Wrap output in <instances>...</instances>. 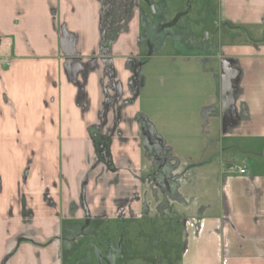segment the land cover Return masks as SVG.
<instances>
[{
  "label": "crops",
  "instance_id": "obj_1",
  "mask_svg": "<svg viewBox=\"0 0 264 264\" xmlns=\"http://www.w3.org/2000/svg\"><path fill=\"white\" fill-rule=\"evenodd\" d=\"M217 3V24L222 21L254 27L259 32L258 43H248V39L244 43L240 38L225 41L220 32L218 54L212 49L203 53L199 48L173 55L153 52L138 59L145 61L146 67L148 63L169 62L160 68L162 78L163 72L176 75L182 69L181 77L185 78L189 66H193L194 73L197 72L194 77L203 86L196 104L202 119L199 155L191 161L196 162L195 172L182 178L179 190L186 211L189 198H194L199 211L193 219L200 221V226L191 238L187 261L264 264V174L244 176L247 170L242 165L244 173H233L232 158L223 157L235 147L230 143L224 145L227 138H264V127L255 129L257 120L264 121V100L251 98L246 85L256 67L246 66L240 57L245 50L264 56V0ZM100 11L94 0H0V262L15 248L20 230H32L38 240L45 241L68 224L72 218L70 202L79 200L82 187L88 196L93 195V181L83 182L89 170L87 160L93 158L88 130L98 123L104 101L103 84L108 80L103 76L100 61L93 58L101 34ZM138 21L135 14L130 32L123 33L115 46V68L125 86L131 76L125 62L135 47ZM65 31L75 42L77 54L73 57L77 58L73 61L82 65L96 61L95 67L75 72L74 81L61 45ZM130 34L133 40L131 36L125 42V35ZM212 57L216 63L207 62L210 66H205L206 59ZM4 59L11 63L4 64ZM234 70L242 74L238 78L237 98L229 95ZM169 79L170 76L167 82ZM226 80L231 85L223 91ZM146 116L155 128L152 117L147 113ZM165 142L175 156L185 160L173 143ZM125 150L138 166L139 149L133 150L128 144ZM212 187L215 190H210ZM96 189L102 191L100 185ZM88 205L93 209L97 204ZM107 207L115 209L109 200ZM81 216L79 210L75 217ZM58 253L56 243L39 248L23 243L7 264H53V258L60 257Z\"/></svg>",
  "mask_w": 264,
  "mask_h": 264
},
{
  "label": "flooded vegetation",
  "instance_id": "obj_2",
  "mask_svg": "<svg viewBox=\"0 0 264 264\" xmlns=\"http://www.w3.org/2000/svg\"><path fill=\"white\" fill-rule=\"evenodd\" d=\"M94 1L100 5L101 34L99 45L93 51V58L100 61L103 76L108 80L103 84L104 101L98 114V123L90 125L88 130L93 158L87 160L89 170L83 182L93 181V195L88 196L82 187L79 200L70 202L69 213L72 218H69L68 224L59 228L44 242L36 238L34 231L24 228L20 230L15 237V248L3 257L0 264H7L23 243H30L37 248L56 243L60 257L58 259L55 256L53 264H128L129 258L135 257L130 242L125 240L128 231L125 229L126 224L134 219L150 216L153 212L157 216H164L167 212L172 214L175 206L182 204L179 193L182 178L189 169L191 171L193 162L184 168L185 163L173 154L147 116L139 111L130 114L127 108L136 103L145 87V61L138 57L155 52L158 45V41L153 39L155 33L158 32L157 35L162 37L169 30L170 35L176 37L177 29L173 28L176 25L180 28L179 22L183 17H180L179 11L171 22L163 5H157L152 0ZM140 2H144L150 16L139 6ZM135 14H138L139 26L137 35L134 36L135 47L129 51L125 62V68H129L131 72L125 86L118 79L119 72L115 68V46L123 33L130 32V23ZM101 25L107 26L108 30H103ZM66 38L73 43L72 36ZM73 46L75 49V45ZM75 58L77 57L66 62L71 74L79 70L83 73L87 66L95 67L94 59L88 65H82L72 60ZM232 75L236 78L239 71L234 70ZM122 124L123 127H120ZM128 144L133 150L139 149L141 162L138 166H135L126 153L125 145ZM97 185L101 186L102 191L96 189ZM108 200L115 209L107 207ZM89 203L97 205L91 209ZM79 210L82 212L81 218L75 217ZM112 219L119 224L117 234L115 230L105 229L110 227ZM179 223L185 230L192 229L194 235L200 226V221L196 219L189 221L183 218ZM65 229L68 232L64 234ZM177 243V240L162 243L159 257L145 253V258L151 264H187L188 242L182 243L183 251L176 254ZM148 244L150 251L154 246H160L152 241ZM37 257L40 258L39 252Z\"/></svg>",
  "mask_w": 264,
  "mask_h": 264
},
{
  "label": "rangeland",
  "instance_id": "obj_3",
  "mask_svg": "<svg viewBox=\"0 0 264 264\" xmlns=\"http://www.w3.org/2000/svg\"><path fill=\"white\" fill-rule=\"evenodd\" d=\"M152 2L157 5L162 4L166 8V14L171 22L179 11L180 17H183L182 21L179 22L180 28H177V25L173 28V30L177 29L175 32L178 33L176 37H172L169 30L168 34L166 33L167 35L162 37L157 35L159 34L158 32L155 33L153 39L158 41L155 52L173 55L184 52L186 49L192 52L200 48L203 53H207L212 49L211 51L218 54L219 46L217 41L220 39L218 33L221 32V36L225 41L232 39L229 34L230 32L222 29L223 22L221 21L217 24L219 21L217 0H152ZM139 6L142 7L143 11L148 12L144 2H140ZM147 16H150L149 12ZM247 29L254 37L253 39L259 38L257 29L249 26H247ZM131 36L132 34L125 35V42H129ZM131 39L133 40V36ZM244 39H250V36L245 33L242 36V40ZM240 57H243L246 66L256 67L246 83L249 96L257 100H264V56L256 52L249 53L245 50L241 51ZM215 61V58L212 57L209 60L206 59L204 63L205 66H210L208 63H216ZM231 62L234 63L233 60ZM166 64H169V62L163 61L162 64L160 62L148 63L147 67L144 65L143 73L145 75L146 87L142 90L139 100L134 106L135 110L131 106L127 108V111L133 114L136 110H139V112L145 113V116L146 113L151 116L157 133L167 140V142L173 143L175 150L179 151V156L185 159L182 161L188 165L199 155L197 154V146L199 144L200 132L202 131V119L196 104L199 101L198 95L202 85H199L198 79L194 77L197 72L194 73L193 66H189L188 75L185 78L181 77L183 69L181 73L176 75L172 71L165 74L163 72L166 80L164 82V78L161 77L160 68L163 69ZM181 64L183 63L177 64V67ZM185 71L187 72V68H185ZM169 76L170 79L167 82V77ZM239 77H242L240 71L239 76L234 79L233 89L231 92L229 91V95L235 98L240 95ZM218 81L219 83L222 82L221 76H219ZM260 120H257L255 127L257 130L264 127V121ZM223 143L224 145L227 143L235 145L233 147L234 150L232 148L233 152L227 151V155H223L225 159L228 156L232 158L231 171L233 173L238 174L240 168L244 167L247 170L244 176H252L257 173L264 174V138L256 136L230 137L225 139ZM186 154L187 156H183ZM195 163L193 162V164ZM215 167L213 169H216ZM191 172H195L194 166L191 168ZM190 184L193 188V183ZM215 188L212 187L210 190L213 191ZM192 193L194 195V190ZM194 203V198H189L187 211L180 204L175 206L172 214L167 212L164 216H157L153 212L150 216L134 219L126 224L125 229H128V231L125 240L130 242V248L135 257L129 258L128 264H151L147 257L145 258V255L151 253L150 255L159 257L163 247L162 243L177 240L176 254L178 251H183L182 243L188 242V246L192 247L190 242L191 238L194 237V232L191 233L192 229L185 230L180 227L179 220L184 218L190 221L196 216L199 211H196ZM105 229L115 230L117 234L119 224L112 219L110 227ZM65 231L64 234L68 232L66 229ZM39 240L44 242L43 238H39ZM150 241L156 245L158 243L160 246H154L153 250L150 251L148 244ZM189 261L192 264V260Z\"/></svg>",
  "mask_w": 264,
  "mask_h": 264
},
{
  "label": "trees",
  "instance_id": "obj_4",
  "mask_svg": "<svg viewBox=\"0 0 264 264\" xmlns=\"http://www.w3.org/2000/svg\"><path fill=\"white\" fill-rule=\"evenodd\" d=\"M113 15H115V14H113ZM101 27L105 31L108 30L107 26L101 25ZM222 27L230 32L229 34L232 37V39H238V38L242 39V36L245 35V33H247L248 36H250V39H248V41H249L248 43H258V39H253L254 37L249 33V30L247 29L246 25L232 24V23H228V22H223ZM242 41L244 43L246 42V40H242Z\"/></svg>",
  "mask_w": 264,
  "mask_h": 264
},
{
  "label": "water",
  "instance_id": "obj_5",
  "mask_svg": "<svg viewBox=\"0 0 264 264\" xmlns=\"http://www.w3.org/2000/svg\"><path fill=\"white\" fill-rule=\"evenodd\" d=\"M66 36H71V35H69L65 31L64 36L61 39V45H62V49H63V52H64L65 56L67 57L68 60H71V58L77 54L75 52V49H73V47H74L73 45H75V42L73 40V43H72V41L70 39L66 38ZM68 40L72 43V45H71V43ZM72 49H73V51H72ZM68 60H67V62H68ZM76 74H73L74 77H72V79H71L72 81L75 80V75ZM223 84H224L223 91H226V89H228L230 87L231 82L226 80V81H223ZM230 99L233 101V97H230Z\"/></svg>",
  "mask_w": 264,
  "mask_h": 264
},
{
  "label": "built area",
  "instance_id": "obj_6",
  "mask_svg": "<svg viewBox=\"0 0 264 264\" xmlns=\"http://www.w3.org/2000/svg\"><path fill=\"white\" fill-rule=\"evenodd\" d=\"M3 63L6 64V65H9L11 63V61L10 60H7V59H4L3 60ZM240 172L241 173H244L245 172V169H240Z\"/></svg>",
  "mask_w": 264,
  "mask_h": 264
}]
</instances>
